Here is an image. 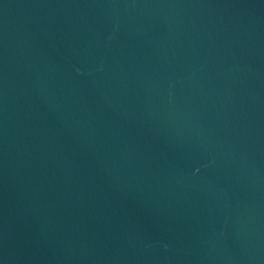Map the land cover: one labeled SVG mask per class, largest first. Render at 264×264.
Segmentation results:
<instances>
[{
    "label": "water",
    "instance_id": "water-1",
    "mask_svg": "<svg viewBox=\"0 0 264 264\" xmlns=\"http://www.w3.org/2000/svg\"><path fill=\"white\" fill-rule=\"evenodd\" d=\"M0 264H264V0H0Z\"/></svg>",
    "mask_w": 264,
    "mask_h": 264
}]
</instances>
